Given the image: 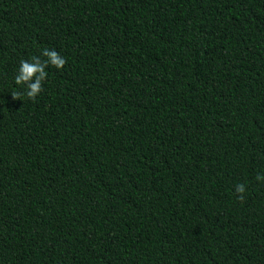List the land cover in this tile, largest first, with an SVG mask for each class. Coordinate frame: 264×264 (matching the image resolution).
I'll list each match as a JSON object with an SVG mask.
<instances>
[{
    "label": "trees",
    "instance_id": "trees-1",
    "mask_svg": "<svg viewBox=\"0 0 264 264\" xmlns=\"http://www.w3.org/2000/svg\"><path fill=\"white\" fill-rule=\"evenodd\" d=\"M257 174L264 0H0V264H264Z\"/></svg>",
    "mask_w": 264,
    "mask_h": 264
},
{
    "label": "clouds",
    "instance_id": "clouds-1",
    "mask_svg": "<svg viewBox=\"0 0 264 264\" xmlns=\"http://www.w3.org/2000/svg\"><path fill=\"white\" fill-rule=\"evenodd\" d=\"M41 56L44 59H41ZM41 56H33L30 60L22 59L14 78V82L18 86H23L24 95L29 100H35L43 92V84L47 79L48 72L46 69L51 66L57 70H62L67 61L55 49L47 47L42 49ZM21 93L15 92L12 94L13 99L18 100ZM256 180L264 182V174H257ZM237 198L243 202L245 200L246 185L238 183L234 189Z\"/></svg>",
    "mask_w": 264,
    "mask_h": 264
}]
</instances>
